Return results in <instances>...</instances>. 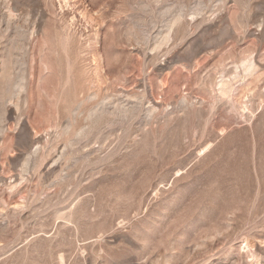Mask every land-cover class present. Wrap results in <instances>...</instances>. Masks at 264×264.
Listing matches in <instances>:
<instances>
[{"label": "rangeland", "instance_id": "374dc122", "mask_svg": "<svg viewBox=\"0 0 264 264\" xmlns=\"http://www.w3.org/2000/svg\"><path fill=\"white\" fill-rule=\"evenodd\" d=\"M0 264H264V0H0Z\"/></svg>", "mask_w": 264, "mask_h": 264}]
</instances>
